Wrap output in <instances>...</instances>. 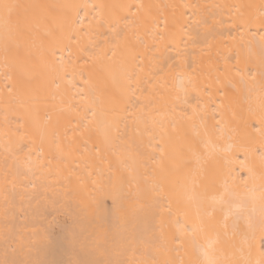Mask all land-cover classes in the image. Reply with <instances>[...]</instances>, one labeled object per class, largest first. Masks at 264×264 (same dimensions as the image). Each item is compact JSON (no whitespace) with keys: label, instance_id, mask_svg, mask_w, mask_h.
Returning <instances> with one entry per match:
<instances>
[{"label":"bare ground","instance_id":"6f19581e","mask_svg":"<svg viewBox=\"0 0 264 264\" xmlns=\"http://www.w3.org/2000/svg\"><path fill=\"white\" fill-rule=\"evenodd\" d=\"M0 264H264V0H0Z\"/></svg>","mask_w":264,"mask_h":264},{"label":"snow or ice","instance_id":"6c2138e0","mask_svg":"<svg viewBox=\"0 0 264 264\" xmlns=\"http://www.w3.org/2000/svg\"><path fill=\"white\" fill-rule=\"evenodd\" d=\"M5 8L9 7V5H3Z\"/></svg>","mask_w":264,"mask_h":264}]
</instances>
